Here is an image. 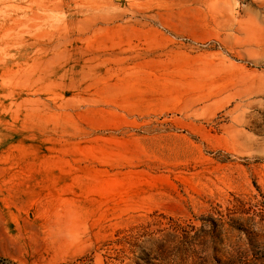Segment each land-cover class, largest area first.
Here are the masks:
<instances>
[{"label": "rangeland", "instance_id": "374dc122", "mask_svg": "<svg viewBox=\"0 0 264 264\" xmlns=\"http://www.w3.org/2000/svg\"><path fill=\"white\" fill-rule=\"evenodd\" d=\"M0 264H264V0H0Z\"/></svg>", "mask_w": 264, "mask_h": 264}]
</instances>
